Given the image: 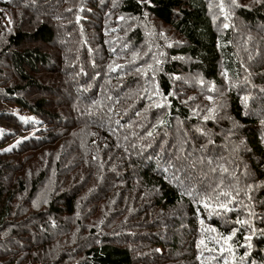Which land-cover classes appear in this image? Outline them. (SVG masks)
<instances>
[{
  "label": "trees",
  "instance_id": "trees-1",
  "mask_svg": "<svg viewBox=\"0 0 264 264\" xmlns=\"http://www.w3.org/2000/svg\"><path fill=\"white\" fill-rule=\"evenodd\" d=\"M0 264H264V0H0Z\"/></svg>",
  "mask_w": 264,
  "mask_h": 264
},
{
  "label": "snow or ice",
  "instance_id": "snow-or-ice-1",
  "mask_svg": "<svg viewBox=\"0 0 264 264\" xmlns=\"http://www.w3.org/2000/svg\"><path fill=\"white\" fill-rule=\"evenodd\" d=\"M225 27H227V25H225ZM209 99H211V97H209ZM22 120H24L25 118L24 117H21ZM19 143V141L17 142ZM10 150V149H8ZM207 207V205H205ZM233 235H235V233H233ZM227 239H231V237H228ZM201 244H203V241H201Z\"/></svg>",
  "mask_w": 264,
  "mask_h": 264
},
{
  "label": "rangeland",
  "instance_id": "rangeland-1",
  "mask_svg": "<svg viewBox=\"0 0 264 264\" xmlns=\"http://www.w3.org/2000/svg\"><path fill=\"white\" fill-rule=\"evenodd\" d=\"M2 27H3V26H2ZM2 27H1V28H2ZM153 37H154V36H151V38H153ZM258 43L260 44V41H258Z\"/></svg>",
  "mask_w": 264,
  "mask_h": 264
}]
</instances>
